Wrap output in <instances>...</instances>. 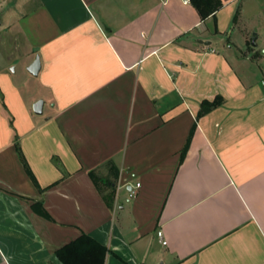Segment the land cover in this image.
<instances>
[{"label": "crops", "instance_id": "obj_1", "mask_svg": "<svg viewBox=\"0 0 264 264\" xmlns=\"http://www.w3.org/2000/svg\"><path fill=\"white\" fill-rule=\"evenodd\" d=\"M221 1L0 0V264H264V0Z\"/></svg>", "mask_w": 264, "mask_h": 264}, {"label": "trees", "instance_id": "obj_2", "mask_svg": "<svg viewBox=\"0 0 264 264\" xmlns=\"http://www.w3.org/2000/svg\"><path fill=\"white\" fill-rule=\"evenodd\" d=\"M189 1L197 9L203 20L213 15L223 7V2L221 0ZM237 17L238 13L235 16V20L237 19ZM222 104L223 98L221 96H217L213 101H203L201 104V109L198 112V117L210 112L211 110ZM21 158L23 160L27 172L32 177L33 181L37 184V181L33 173L31 172L25 158L22 155ZM35 209L37 210V212L49 218V215L43 210L41 205L35 206ZM106 254V247L101 245L95 239L86 234H82L77 239L64 245L56 251L58 259L63 264H104Z\"/></svg>", "mask_w": 264, "mask_h": 264}, {"label": "water", "instance_id": "obj_3", "mask_svg": "<svg viewBox=\"0 0 264 264\" xmlns=\"http://www.w3.org/2000/svg\"><path fill=\"white\" fill-rule=\"evenodd\" d=\"M253 45H255V41L252 42ZM13 70V69H12ZM27 70L30 74L37 76L41 70V59L39 56H36L35 60L27 67ZM43 100H38L33 105V111L36 114H42L43 112Z\"/></svg>", "mask_w": 264, "mask_h": 264}, {"label": "rangeland", "instance_id": "obj_4", "mask_svg": "<svg viewBox=\"0 0 264 264\" xmlns=\"http://www.w3.org/2000/svg\"><path fill=\"white\" fill-rule=\"evenodd\" d=\"M2 36H3V35L0 36V39H2ZM6 49H9V45H8L7 43H3V44L0 43V54H1V53H4V51H5ZM3 65H5L4 62H3L2 64H0V69L2 68ZM14 66H15V64L12 65L11 67H14ZM11 67H9V70L11 69ZM17 68H18V72L21 71V70H23L21 64H18Z\"/></svg>", "mask_w": 264, "mask_h": 264}, {"label": "built area", "instance_id": "obj_5", "mask_svg": "<svg viewBox=\"0 0 264 264\" xmlns=\"http://www.w3.org/2000/svg\"><path fill=\"white\" fill-rule=\"evenodd\" d=\"M185 2H189V0H185ZM136 186L139 187L140 184L138 183ZM129 193H130L131 196H135L137 194V189L136 188L135 189H132L131 188V190H130ZM158 236H159L162 244L166 245L167 244V241L165 239H163V233H162V231H158Z\"/></svg>", "mask_w": 264, "mask_h": 264}]
</instances>
